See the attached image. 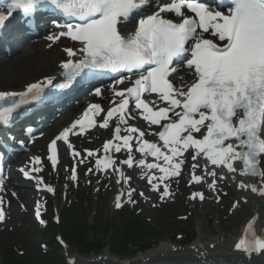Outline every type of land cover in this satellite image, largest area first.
<instances>
[{
	"label": "bare ground",
	"instance_id": "obj_1",
	"mask_svg": "<svg viewBox=\"0 0 264 264\" xmlns=\"http://www.w3.org/2000/svg\"><path fill=\"white\" fill-rule=\"evenodd\" d=\"M6 36L7 35L4 36V40L2 39L3 43L15 47L16 43L10 42ZM62 42L66 43L65 40L60 41L58 44L51 43L49 49L45 48V45H47L46 41H40L38 43L31 42L30 44L24 42L26 44L24 45L23 50H21L23 54L19 58H16L13 61L5 60L3 57L0 58V77L6 78L4 82H7V85L13 87L9 91L22 90L28 81H35L33 78L38 72H43V76H49L56 73L57 70H59L56 60L64 56L62 54L63 48L61 49L59 45ZM1 49L2 46H0V51ZM13 53L14 51L11 50V54ZM66 106L67 102H64L60 107L65 108ZM71 115L72 114L68 116ZM64 157L65 154L62 147L58 146L54 155V161L59 163ZM135 175L136 172H133L131 178L135 177ZM233 177L235 191H230V194L226 196L223 204H216L209 194L205 195V198L211 206L210 212L217 213L221 229L226 231L227 235L214 238L203 236L190 247L160 248L125 261L118 260L111 256L109 252L85 260L77 255H72L69 256V259L73 261L71 264H167L187 263V261L200 262L202 260H210L217 263L220 261L235 262L241 260L264 264V253L257 256H248L240 252L239 248L237 249L241 232L236 231L237 228H239V223L241 224V218L244 213H248V218L242 223V230L252 217H256V228L258 231L261 232L264 230V194L260 195L258 190L252 192V188L248 186V183L250 182L253 186H258V189H261L263 180H244L240 178L239 175ZM236 196H239L237 206L233 208V213L230 214V217L227 213L228 203L230 207L231 201L235 200ZM243 196L244 199H242ZM116 198L120 199L121 195H118ZM239 208L242 209L239 210ZM176 211L183 212L184 209L182 207Z\"/></svg>",
	"mask_w": 264,
	"mask_h": 264
},
{
	"label": "rangeland",
	"instance_id": "obj_2",
	"mask_svg": "<svg viewBox=\"0 0 264 264\" xmlns=\"http://www.w3.org/2000/svg\"><path fill=\"white\" fill-rule=\"evenodd\" d=\"M38 75L42 74H40L39 72ZM5 79L6 78L4 77H0V87L6 89L11 88L9 85H7V82H4ZM61 172L62 175L59 179L60 187L57 189L54 184L56 193L52 198L51 204L52 206H54V211L56 210V213L53 217H58V214L64 205V201H61L60 203L58 202L59 199L56 200V198L60 197L61 194H63L64 198L65 193H68L70 190L74 189L70 187L72 185L70 175L66 174L64 170H62ZM86 175L87 173L84 175L83 181L79 184V190L89 192L94 197V199L100 197L101 209L105 212L106 218L108 220L111 219V221L116 219V216L114 214L117 208L113 206V198L117 190L121 189L122 191H127V198H130V196L132 198L134 190L141 193L140 191H138V189H141V186L138 187L136 185L137 183L128 181L127 177H125L123 180H118L116 174L114 175V177H110L109 179L99 178L98 176H94V174H91L90 177ZM125 175H127V171L125 172ZM107 180H110L112 182L111 186H105L101 184L105 183ZM206 183L209 184V181L206 180ZM228 183L231 184L230 181ZM99 185H101V187ZM200 188L201 187H196L194 190H190L188 194H185L184 196L178 198L176 201L177 204L175 205L165 206V204L161 203L160 207L162 210L159 211V209L157 208L154 211H148L146 213V218L158 227L156 242L160 244L158 247H166L169 245L172 247H185L180 245L182 239L179 240L178 237L179 235H183L186 231H190L192 228L197 231V240L201 236L214 238L226 235V233L223 232L221 230V227L219 226V219L217 214L207 213L209 210V206L203 205L201 203L202 200H198L197 197L192 198V195H195L197 191L200 190ZM99 190H101L102 193L100 196H97ZM192 191H194V194L190 195ZM213 196H215L213 197L214 199L218 197L216 195ZM145 199H150V196L146 195ZM130 204L131 199L122 207L128 206ZM186 205L189 207H187ZM182 207L184 208V211H186V213H184L183 215H178V212L175 213V208H177L178 210ZM19 214L20 215L15 218V220H13L11 227L8 230L0 233V264H7L8 257L10 256L18 257L28 255L30 258H34L37 254V251L40 248H44L43 243L45 242L42 239L40 230L31 227L30 218L28 220L29 216L27 217L26 214L22 212H20ZM184 216H188V219L186 220ZM239 229L237 230V232L239 231ZM50 230L51 232H54L55 228L51 227ZM87 238L95 239L103 237L101 233L97 234L94 232H90ZM197 240H195L191 244L186 245V247L193 245ZM61 249L66 258L68 257V255H79V251L76 250L74 246L67 247L66 245H63Z\"/></svg>",
	"mask_w": 264,
	"mask_h": 264
}]
</instances>
